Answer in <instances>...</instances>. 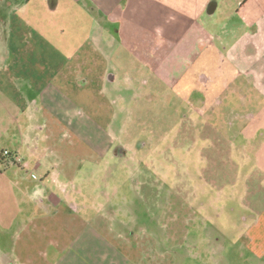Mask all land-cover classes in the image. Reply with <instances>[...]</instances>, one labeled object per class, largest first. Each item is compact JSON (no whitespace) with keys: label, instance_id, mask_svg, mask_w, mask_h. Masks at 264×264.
Instances as JSON below:
<instances>
[{"label":"crops","instance_id":"0c3cea01","mask_svg":"<svg viewBox=\"0 0 264 264\" xmlns=\"http://www.w3.org/2000/svg\"><path fill=\"white\" fill-rule=\"evenodd\" d=\"M47 17L62 33L82 17L89 34L83 52L58 63L48 82L37 70L24 72L13 51L48 46ZM261 33L264 0H0V94L12 119L3 127L20 160L0 155V264H141L111 214L82 216L86 164L139 155L73 98L94 86L112 102L159 86L197 98L190 106L244 161L245 182L260 178L264 187V79L251 69L230 71L224 57L242 40L244 60L257 64L250 44ZM21 194L35 214L27 216ZM258 210L243 222L250 251L264 261V203Z\"/></svg>","mask_w":264,"mask_h":264},{"label":"rangeland","instance_id":"374dc122","mask_svg":"<svg viewBox=\"0 0 264 264\" xmlns=\"http://www.w3.org/2000/svg\"><path fill=\"white\" fill-rule=\"evenodd\" d=\"M46 19L42 36L52 46L48 44L30 54L20 48L13 51L25 62L24 72L37 70L48 82L58 70V63L74 52H83L89 34L82 17H76L75 25L70 24L65 33L53 28L50 17ZM245 45L249 43L240 40L234 50L224 52L228 58L225 67L242 74L251 69L264 79V60L260 56L264 37L250 44V55L257 64L244 60ZM29 57L34 59L32 64L27 62ZM19 73L17 77L23 75ZM167 91L166 87H148L140 90L138 97L130 96L121 103L112 102L94 86L85 98L77 94L73 97L119 143L129 144L132 150L136 146L131 152L139 154L133 157L130 153L128 159L111 154L106 157L107 163L86 164L85 173L90 174L87 192L78 199L87 207L82 216L111 214L114 229L130 238L134 250L140 251L141 264H264L250 251L243 222L264 203L260 178L245 182L241 175L244 161L190 106L197 98L187 100L170 96ZM5 100L0 94L3 156L12 143L3 127L4 123L12 124L9 105L2 103ZM118 148L116 142L112 151ZM138 172L143 176L139 178ZM21 195L27 200V216L35 214L36 205Z\"/></svg>","mask_w":264,"mask_h":264},{"label":"built area","instance_id":"2783aa9c","mask_svg":"<svg viewBox=\"0 0 264 264\" xmlns=\"http://www.w3.org/2000/svg\"><path fill=\"white\" fill-rule=\"evenodd\" d=\"M4 157L6 158H10L12 163H19V157L15 156L13 153H11L10 151H5L4 152Z\"/></svg>","mask_w":264,"mask_h":264}]
</instances>
